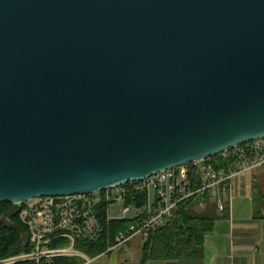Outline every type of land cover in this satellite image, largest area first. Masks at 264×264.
Instances as JSON below:
<instances>
[{
    "label": "water",
    "instance_id": "water-1",
    "mask_svg": "<svg viewBox=\"0 0 264 264\" xmlns=\"http://www.w3.org/2000/svg\"><path fill=\"white\" fill-rule=\"evenodd\" d=\"M263 138L264 0H0V204Z\"/></svg>",
    "mask_w": 264,
    "mask_h": 264
},
{
    "label": "built area",
    "instance_id": "built-area-1",
    "mask_svg": "<svg viewBox=\"0 0 264 264\" xmlns=\"http://www.w3.org/2000/svg\"><path fill=\"white\" fill-rule=\"evenodd\" d=\"M223 161L233 163L230 172L217 169L213 158L183 165L179 168L155 174L142 182L127 183L126 188L99 192L93 195H74L35 199L22 205L20 219L28 230L27 243L32 249L29 254L8 257L0 260V264H16L21 262L44 261L59 257H72L84 260V264L92 263L91 258L75 250L77 239L92 241L97 239L102 228L97 219L98 208L102 203L108 204V220L131 219L132 223L117 237V245L109 248L112 253L118 248L127 251L136 239H148L150 235L166 221L172 219L181 203L196 195L202 197L211 193L212 202L218 211L224 213L226 204L223 196L231 181L238 176H245L256 169H264V138L252 141L219 155ZM133 199L141 197V207L127 206L128 195ZM122 201V215L110 216L113 202ZM206 207L201 200L198 209ZM134 210V215L130 214ZM60 239L71 241L69 248H51L50 244ZM87 261V262H86Z\"/></svg>",
    "mask_w": 264,
    "mask_h": 264
},
{
    "label": "trees",
    "instance_id": "trees-1",
    "mask_svg": "<svg viewBox=\"0 0 264 264\" xmlns=\"http://www.w3.org/2000/svg\"><path fill=\"white\" fill-rule=\"evenodd\" d=\"M217 169L230 172L233 163L223 161L220 156L213 158ZM255 179V178H254ZM256 181V179H255ZM126 188V185L120 186ZM254 194V218L264 219V188L256 192V184L253 186ZM105 194V191L103 192ZM205 200L206 207L198 209L201 200ZM125 204L127 206L141 207V197L133 199L128 195ZM21 208L14 209L10 203L0 204V260L12 256L29 254L32 252L27 243L28 230L20 219ZM108 204L102 203L97 212V219L102 232L95 240L77 239L75 250L83 253L91 259H95L107 253L109 248L117 245V237L132 223L131 219L108 220ZM226 212V211H225ZM219 219L218 207L212 202L211 193L203 197L196 195L180 204L174 217L158 227L148 239H142L141 257L138 264H150L153 261L178 263L185 260H200L204 256L206 236L213 230ZM71 245L68 239H60L50 244L51 248H67ZM84 260L72 257H59L41 264H84ZM16 264H36L35 262H21Z\"/></svg>",
    "mask_w": 264,
    "mask_h": 264
},
{
    "label": "crops",
    "instance_id": "crops-1",
    "mask_svg": "<svg viewBox=\"0 0 264 264\" xmlns=\"http://www.w3.org/2000/svg\"><path fill=\"white\" fill-rule=\"evenodd\" d=\"M255 171L229 184L223 196L226 212L218 211L219 219L206 236L202 259L150 264H264V219L254 218Z\"/></svg>",
    "mask_w": 264,
    "mask_h": 264
},
{
    "label": "rangeland",
    "instance_id": "rangeland-1",
    "mask_svg": "<svg viewBox=\"0 0 264 264\" xmlns=\"http://www.w3.org/2000/svg\"><path fill=\"white\" fill-rule=\"evenodd\" d=\"M255 171V170H254ZM255 184L256 192L264 188V169H256L255 171ZM254 179V180H255ZM120 189H114V193H118ZM124 208V203L122 201L113 202L110 206L109 212L111 217L121 216V211ZM134 215V210L130 216ZM143 245V240L141 238H136L130 245L127 251L118 248L110 254H104L92 260L90 264H138L141 257V249ZM71 247V245L69 246ZM67 247V248H69ZM87 262V261H86Z\"/></svg>",
    "mask_w": 264,
    "mask_h": 264
}]
</instances>
